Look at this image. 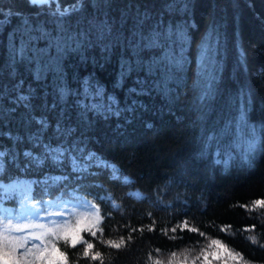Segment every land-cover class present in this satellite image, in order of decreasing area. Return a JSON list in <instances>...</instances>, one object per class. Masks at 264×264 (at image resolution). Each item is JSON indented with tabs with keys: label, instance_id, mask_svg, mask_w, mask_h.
Masks as SVG:
<instances>
[{
	"label": "trees",
	"instance_id": "obj_1",
	"mask_svg": "<svg viewBox=\"0 0 264 264\" xmlns=\"http://www.w3.org/2000/svg\"><path fill=\"white\" fill-rule=\"evenodd\" d=\"M0 150V179L100 206L102 260L61 244L69 264L207 237L264 264V0H0Z\"/></svg>",
	"mask_w": 264,
	"mask_h": 264
},
{
	"label": "rangeland",
	"instance_id": "obj_2",
	"mask_svg": "<svg viewBox=\"0 0 264 264\" xmlns=\"http://www.w3.org/2000/svg\"><path fill=\"white\" fill-rule=\"evenodd\" d=\"M2 154L1 151L0 168L3 165ZM73 162L79 175L87 174L93 162L106 163L103 159L90 154L82 159L75 157ZM43 180L58 182V180H63V176L53 174ZM34 181L29 177L16 178L7 182L0 180V238L23 236L29 232L39 235L52 228L53 222L62 224L63 219H69L73 223L82 220L95 225L93 230L98 231L102 220V210L84 191L75 187L70 189L68 195L59 193L54 198H39L36 196L37 190ZM110 196V194L101 195L102 198L107 199H110ZM57 214H63V217ZM30 225H44V227H30ZM17 227H21L23 231H17ZM85 233L87 232H84L83 235ZM51 240L52 238L49 237L50 243ZM213 240L219 241L220 244L212 245ZM35 242L40 243L39 240ZM32 243L33 241H29L27 247H31ZM61 244H63L62 241L58 242L57 246L62 252H65ZM173 254L175 255L173 256ZM165 258L178 264H245V262L259 264L245 258L217 237H207L199 245L193 244L168 252Z\"/></svg>",
	"mask_w": 264,
	"mask_h": 264
},
{
	"label": "snow or ice",
	"instance_id": "obj_3",
	"mask_svg": "<svg viewBox=\"0 0 264 264\" xmlns=\"http://www.w3.org/2000/svg\"><path fill=\"white\" fill-rule=\"evenodd\" d=\"M33 4H45L49 0H30ZM154 42V41H153ZM24 99V97H20ZM255 205L264 207V200L256 201ZM63 217V214H57ZM9 223H11L9 221ZM95 225L85 223L82 220H77L73 223L69 219H63L62 224L53 222V227L47 229L39 235L29 232L23 236H9L0 238V264H69L67 255L60 250L57 243L62 241L65 248H76L78 245H83L82 255L90 260H102L100 252H93L94 244L84 238L83 233L87 232L90 237H96L97 231H94ZM30 227H41L44 225H30ZM184 227H188L185 222ZM254 227V226H253ZM191 231H198L195 228ZM227 229H225L226 231ZM17 231H23L21 227H17ZM136 231V229H132ZM172 231H176L175 228ZM201 235H203L201 233ZM49 237L52 238L51 243ZM131 239V236L128 237ZM254 239V238H253ZM39 240L40 243L35 241ZM29 241H33L31 247H27ZM255 242V241H254ZM109 245L114 248H121L122 244L126 243L123 238L121 242L108 241ZM217 240L212 241V245H219ZM175 254H173L174 256ZM156 264H161L156 261ZM247 264V262H245Z\"/></svg>",
	"mask_w": 264,
	"mask_h": 264
}]
</instances>
